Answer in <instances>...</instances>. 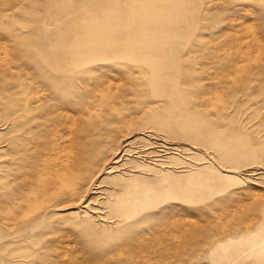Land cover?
I'll use <instances>...</instances> for the list:
<instances>
[{"label": "rangeland", "instance_id": "obj_1", "mask_svg": "<svg viewBox=\"0 0 264 264\" xmlns=\"http://www.w3.org/2000/svg\"><path fill=\"white\" fill-rule=\"evenodd\" d=\"M0 264H264V0H0Z\"/></svg>", "mask_w": 264, "mask_h": 264}]
</instances>
